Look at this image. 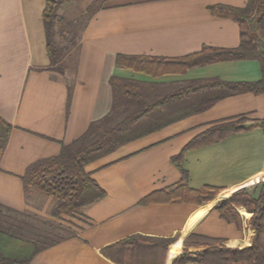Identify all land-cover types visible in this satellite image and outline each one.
Wrapping results in <instances>:
<instances>
[{"label":"crops","instance_id":"1","mask_svg":"<svg viewBox=\"0 0 264 264\" xmlns=\"http://www.w3.org/2000/svg\"><path fill=\"white\" fill-rule=\"evenodd\" d=\"M94 1L64 0L59 8L61 23L80 16L75 60L60 73L50 68L46 0H0V115L13 125L0 161V203L58 219L50 214L53 197L32 189L28 199L22 176L30 164L59 154L62 142L71 143L107 115L114 101L122 113L139 107L114 90L112 76L132 81L128 88L141 91L144 105H157L161 119L172 121L86 166L106 195L84 215L58 219L74 235L40 250L30 264H118L102 249L134 234L176 237L180 250L188 247L191 254L204 246L184 245L190 234L208 237L192 241L250 245L252 211L235 204L238 224L224 219L216 206L243 190L257 196L264 183V93L224 96L225 89L213 80L257 81L260 62L186 66V57L204 46L239 44L236 20L216 15L211 7H245L248 0H97L98 8L90 13ZM118 55L159 58V73L119 65ZM230 119H243L242 125L251 128L184 155L188 185L218 187V195L203 204L164 200L160 192L182 179L172 157L199 133ZM146 197L153 199L141 203ZM241 207L251 213L248 227Z\"/></svg>","mask_w":264,"mask_h":264},{"label":"trees","instance_id":"2","mask_svg":"<svg viewBox=\"0 0 264 264\" xmlns=\"http://www.w3.org/2000/svg\"><path fill=\"white\" fill-rule=\"evenodd\" d=\"M63 3L64 0H46L43 12L47 49L51 60L50 68L60 73H63L67 67L65 58L71 54L78 36L77 30L74 37L70 38L72 39L71 43L67 44L69 42L68 34H70L67 25L70 20L61 23L58 12ZM96 3L97 0L88 7L87 10L90 13L98 8L99 5ZM211 10L216 15L236 20L240 27V42L236 47L204 46L199 52L186 57V66H200L218 60L256 59L260 62L262 69V77L259 80L224 82L214 79L213 84L225 89L224 96L245 91L256 94L264 93V0H248L245 7L218 5L211 7ZM160 63L159 58L147 56L118 55L117 57L119 65L141 71L154 72L156 70L155 73H159ZM110 83L114 90H120L125 97L136 100L139 107L134 111L126 112L119 118L122 112L116 110L117 102L114 101L113 108L107 115L91 122L88 129L71 143L62 142L59 154L30 164L22 176L28 199L32 189H38L53 197L50 214L55 218L62 219L66 215H84L88 207L106 195V190L86 169L89 163L114 152L118 147L132 140L161 129L163 125L172 121L171 119H161L157 105L146 104L145 106L141 91L137 88H128L133 83L132 81L112 76ZM70 97L71 89L69 90L68 103ZM117 118L119 119L117 120ZM242 121L244 120L230 119L212 125L195 136L178 154L172 157V161L182 172V179L175 187L160 192L165 197L164 200H182L203 204L218 195L220 192L218 187L204 186L193 189L188 185L189 173L184 168V155L189 149L222 141L232 133L251 128L242 125ZM261 124H264V121ZM12 129L13 125L0 115V161ZM152 199L146 197L141 203ZM235 204L244 205L252 211L250 223L255 233L250 245L235 247L207 242L202 249L196 250L193 254L184 248L183 254L176 256L171 264H186L187 262L264 264V183L257 196L243 190L231 194L228 200H223L216 206L224 219L239 224ZM240 209L248 227L251 213L244 207ZM4 212L26 214V212H19L0 203V214H4ZM23 228L24 226L21 227V225L15 227L12 223L0 218V264H30L31 259L40 250L74 235V231L66 227L70 232L43 242L42 239L46 236L43 238L40 235L37 236L38 238L30 237V235L20 236L17 230L22 231ZM190 238L208 237L190 234L189 238L184 241L185 245L191 244ZM175 240L176 237L134 234L104 247L102 252L118 264H166L169 247L172 243L170 257L180 251ZM192 242L197 245L203 244L200 241Z\"/></svg>","mask_w":264,"mask_h":264},{"label":"rangeland","instance_id":"3","mask_svg":"<svg viewBox=\"0 0 264 264\" xmlns=\"http://www.w3.org/2000/svg\"><path fill=\"white\" fill-rule=\"evenodd\" d=\"M96 5H98V3ZM79 27H80V16L70 17V23H69V25H67L68 31H70V34H68L69 37L67 36L69 38V42L67 44L71 43L70 41L72 39H70V38L74 37V35L77 33V30L79 29ZM63 43L65 44V42H63ZM76 49L77 48L74 46L72 48L71 54L65 58V62H66L67 65L68 64L71 65L72 62L75 60ZM124 114H126V112L121 113L119 118L124 116ZM119 118H117V120ZM38 191L40 193H42V195L44 194V192H42L40 190H38ZM0 218L2 220H4V221L12 223L13 226H15V227L18 226V225H21V227L24 226L22 231L21 230H19V231L17 230V232H19L18 234L20 236H22V237L30 235V237L38 238L37 236L40 235L43 238L44 236H46V237H44V239H42L43 242H47L49 240H52V239L56 238L57 236H59L61 234L63 235V234H66L67 232H70V230L67 229L68 225L66 224V222H63V220H58V219L54 220V219H51V218H48V217H43V216L37 215V214L34 215V214L26 213L25 215H22V214H17V213H12V212L10 214H7L6 212H4V214H0ZM199 241L203 243V246L207 242L208 243H215L212 240H200L199 239ZM189 242L193 243L191 239L189 240ZM200 245H202V244H200ZM184 248L185 247H183L173 257H170V254H169L170 251H169L168 252V256H167V261L170 260V259L174 260V258L176 256H178L180 254H183ZM187 249H188V247H187ZM188 252L190 253V251H188Z\"/></svg>","mask_w":264,"mask_h":264},{"label":"water","instance_id":"4","mask_svg":"<svg viewBox=\"0 0 264 264\" xmlns=\"http://www.w3.org/2000/svg\"><path fill=\"white\" fill-rule=\"evenodd\" d=\"M172 260H173V259L168 260V261H167V264H171Z\"/></svg>","mask_w":264,"mask_h":264}]
</instances>
